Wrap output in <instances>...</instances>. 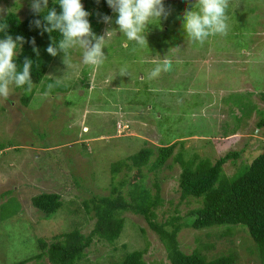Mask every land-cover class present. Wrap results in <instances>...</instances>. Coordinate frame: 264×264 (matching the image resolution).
<instances>
[{"label": "rangeland", "instance_id": "obj_1", "mask_svg": "<svg viewBox=\"0 0 264 264\" xmlns=\"http://www.w3.org/2000/svg\"><path fill=\"white\" fill-rule=\"evenodd\" d=\"M195 3L164 0L169 14L152 22L143 47L119 32L108 6L110 24L90 21L96 35L108 31L102 66L84 65L81 49L65 61L61 53L31 93L13 86L7 101L0 98V264H52L47 256L36 257L40 239L52 242L75 228L90 234L96 222L91 200L114 187L113 195L127 193L138 174L128 157L143 147L154 150L142 181L153 194L160 191L154 209L159 223L176 215L189 223V211L201 205L196 198L181 200L180 158L214 163L240 151L224 164L233 177L264 150V0H229L227 35L209 36L203 45L182 28L183 13L195 10ZM30 5L0 0V18L8 11L25 18ZM165 57L172 70L149 79ZM125 67L131 75L120 76ZM50 83L55 87L46 95ZM170 145L172 154L159 165L160 147ZM42 192L61 195L63 204L52 217L32 203ZM123 216L121 235L112 242L94 237L76 264H112L134 250H143L149 264H171L145 216ZM226 229L185 224L178 239L184 251L198 250L207 260L232 253L237 264H262L247 227Z\"/></svg>", "mask_w": 264, "mask_h": 264}, {"label": "trees", "instance_id": "obj_2", "mask_svg": "<svg viewBox=\"0 0 264 264\" xmlns=\"http://www.w3.org/2000/svg\"><path fill=\"white\" fill-rule=\"evenodd\" d=\"M81 2L84 9L91 13L89 21L99 20L110 13L107 0H99V2L81 0ZM52 7H55L58 13L61 11L58 4L49 0V8ZM35 19H41L43 22V14L37 16L31 11L25 18H21L15 11H8L0 18V26L7 24V33L14 39L16 36L24 38L22 49L20 50L19 46L17 48L20 52L15 62L22 65L26 57L33 60L31 76L33 82L38 83L44 78L55 58L46 51L52 42L51 37L58 41L60 36L55 32L41 34L42 30L32 23ZM3 36L4 33L0 32V38ZM33 39L34 46L31 43ZM33 47L38 49V54L33 51ZM259 124L263 125L264 119ZM173 147V145L160 147L159 165L172 154ZM153 154V147L147 146L128 157L129 167L138 168V174L130 182L126 194L113 195L117 191V187H114L110 195L96 196L91 200L96 222L90 234L75 228L56 235L52 242L40 239L42 251L36 257L47 256L52 264H76L84 256L86 247L94 237L110 242L116 240L125 226L123 213L132 211L145 216L150 226L160 235L166 245L171 264H237L235 255L232 253L207 260L198 250L184 251L181 248L178 233L185 224L197 229L225 226L226 233L234 225L247 227L258 245L261 263L264 264V150L241 174L233 177L224 173V164L230 159L237 158L240 151H229L214 163L210 159H199L196 163L197 156L191 162H185L183 158H180L184 164L179 175L181 200L196 198L201 203L199 207L189 211L188 214L194 216L189 223L180 222V215L174 216L165 223L157 221L154 209L161 204L160 191L157 188V192L153 194L142 181V168L147 166ZM155 166L157 163L153 165ZM114 171H118V168ZM156 186H159L158 183ZM32 203L47 217H52L63 204L61 195L56 192H42L34 195ZM167 225H171L172 228ZM27 261L22 260L15 264H26ZM112 264L149 263L144 257L143 250H134L127 253L123 260Z\"/></svg>", "mask_w": 264, "mask_h": 264}, {"label": "clouds", "instance_id": "obj_3", "mask_svg": "<svg viewBox=\"0 0 264 264\" xmlns=\"http://www.w3.org/2000/svg\"><path fill=\"white\" fill-rule=\"evenodd\" d=\"M58 4L61 11L58 13L55 7L49 8V0H31V10L34 15L43 14L41 19L32 21L34 26L49 34L59 33L60 39L57 41L51 37V44L46 51L55 57L63 54V60L70 57L74 49L82 50V63L84 65L99 68L106 59L103 49L106 45V35H96L89 21L90 12L84 9L81 0H53ZM99 2V0H97ZM108 6L117 14L115 24L127 41L135 42L143 47L147 43V32L153 21H161L169 13L164 6V0H107ZM195 10L191 6L190 10L183 13L182 28L187 38L201 45L209 36L227 35L229 25L227 23V9L229 0H196ZM102 21L106 24L112 22V18L105 15ZM0 32L4 33L0 38V98L7 101L13 94V86L23 89L25 94L31 93L34 82L32 80L33 60L25 58L22 65H18L15 60L19 55L17 50L22 49L24 38L7 33V24L0 26ZM33 46L35 40L31 41ZM33 51L38 49L33 47ZM172 70L171 59L165 57L158 62L149 73V79L159 76L162 72ZM120 76L131 75L127 67L122 68ZM55 87L48 84V92Z\"/></svg>", "mask_w": 264, "mask_h": 264}]
</instances>
